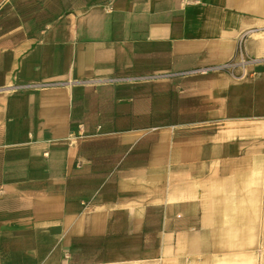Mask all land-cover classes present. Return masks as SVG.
Returning <instances> with one entry per match:
<instances>
[{"label": "crops", "instance_id": "obj_1", "mask_svg": "<svg viewBox=\"0 0 264 264\" xmlns=\"http://www.w3.org/2000/svg\"><path fill=\"white\" fill-rule=\"evenodd\" d=\"M263 29L264 0H0V264H264Z\"/></svg>", "mask_w": 264, "mask_h": 264}, {"label": "built area", "instance_id": "obj_2", "mask_svg": "<svg viewBox=\"0 0 264 264\" xmlns=\"http://www.w3.org/2000/svg\"><path fill=\"white\" fill-rule=\"evenodd\" d=\"M264 30V29H263ZM245 37H242L240 40H239V51H240V62L241 63H244L245 62V58H244V53H245V47H244V42H245Z\"/></svg>", "mask_w": 264, "mask_h": 264}]
</instances>
